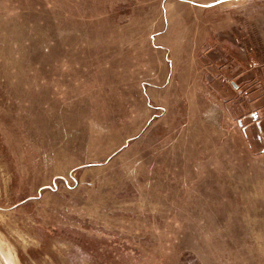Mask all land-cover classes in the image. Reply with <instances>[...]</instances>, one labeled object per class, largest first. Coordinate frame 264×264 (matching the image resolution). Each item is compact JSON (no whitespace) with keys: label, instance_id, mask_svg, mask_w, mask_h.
<instances>
[{"label":"rangeland","instance_id":"rangeland-1","mask_svg":"<svg viewBox=\"0 0 264 264\" xmlns=\"http://www.w3.org/2000/svg\"><path fill=\"white\" fill-rule=\"evenodd\" d=\"M4 243L264 264V0H0Z\"/></svg>","mask_w":264,"mask_h":264},{"label":"bare ground","instance_id":"bare-ground-1","mask_svg":"<svg viewBox=\"0 0 264 264\" xmlns=\"http://www.w3.org/2000/svg\"><path fill=\"white\" fill-rule=\"evenodd\" d=\"M4 246H5V248L0 244V255H1L0 261H1V263L2 264H18V260H16V258H14V256H13L14 253H13L12 249L6 243H4Z\"/></svg>","mask_w":264,"mask_h":264},{"label":"water","instance_id":"water-1","mask_svg":"<svg viewBox=\"0 0 264 264\" xmlns=\"http://www.w3.org/2000/svg\"><path fill=\"white\" fill-rule=\"evenodd\" d=\"M0 264H2L1 261H0Z\"/></svg>","mask_w":264,"mask_h":264}]
</instances>
